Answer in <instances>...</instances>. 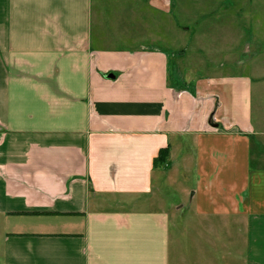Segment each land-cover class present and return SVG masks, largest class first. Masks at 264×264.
I'll return each instance as SVG.
<instances>
[{"label": "crops", "instance_id": "obj_1", "mask_svg": "<svg viewBox=\"0 0 264 264\" xmlns=\"http://www.w3.org/2000/svg\"><path fill=\"white\" fill-rule=\"evenodd\" d=\"M175 31L171 0H0V264H264L251 77L176 79ZM184 145L195 183L166 205Z\"/></svg>", "mask_w": 264, "mask_h": 264}, {"label": "rangeland", "instance_id": "obj_2", "mask_svg": "<svg viewBox=\"0 0 264 264\" xmlns=\"http://www.w3.org/2000/svg\"><path fill=\"white\" fill-rule=\"evenodd\" d=\"M255 2V20L247 26L239 21L232 23L233 0H171L175 46L165 47L164 51L169 57V73L191 84L215 73L240 72L251 77L253 122L257 131H264V0ZM243 41L254 50L255 45L256 50L260 47L254 59L228 50ZM189 149V145H184L172 158L164 173L165 179L155 181L159 197L166 205L188 203L185 191L191 190L195 183L194 156L190 167H184L183 162L184 157L189 161Z\"/></svg>", "mask_w": 264, "mask_h": 264}, {"label": "trees", "instance_id": "obj_3", "mask_svg": "<svg viewBox=\"0 0 264 264\" xmlns=\"http://www.w3.org/2000/svg\"><path fill=\"white\" fill-rule=\"evenodd\" d=\"M168 152V148L159 150L158 155L153 159V168L165 164Z\"/></svg>", "mask_w": 264, "mask_h": 264}]
</instances>
